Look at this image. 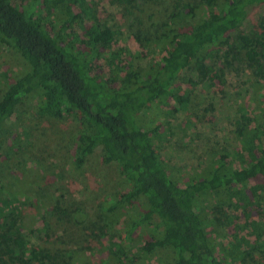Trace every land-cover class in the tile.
<instances>
[{
	"label": "trees",
	"instance_id": "obj_1",
	"mask_svg": "<svg viewBox=\"0 0 264 264\" xmlns=\"http://www.w3.org/2000/svg\"><path fill=\"white\" fill-rule=\"evenodd\" d=\"M16 1L0 0V45L19 53L27 69L14 74L0 95V130L21 98L37 91L39 118L75 117L77 128L67 149L71 168L78 171L94 154L102 163L116 166L125 188L107 197L102 208L107 216L119 218L121 209L138 205L126 232L130 236L138 228L148 229L150 235L142 244L147 251H170L172 264H244V256L255 254L264 260L262 109L250 117L240 151L231 160L222 154L207 166L204 178L189 177L183 183L159 159L156 137L161 125L142 124V114L153 106L186 108L195 83L186 75L195 68H206V85L222 84L225 73L239 67L264 77V16L252 34L235 35L250 8L264 5V0H110L128 16L129 37L141 42L142 50L150 45L137 29L143 24L137 16L147 17L146 25L161 43L159 57L149 67L134 64L137 54L116 46L121 32L97 20L94 0H32L27 5ZM241 48L245 60L239 55ZM178 81L187 85L185 90ZM4 171L1 167L0 264H72V250L53 246L49 235L39 242L20 213L24 193L31 192L28 197L50 205L51 217L61 220L66 208L44 196L43 185L28 180L31 176L9 178ZM202 188L215 197L220 211L246 212H241L244 223L235 224L237 231L231 236L223 231L231 224L230 215L219 212L223 220L219 215L201 216ZM245 204L256 210V221ZM244 229L252 240L240 235ZM106 250L118 257L124 248Z\"/></svg>",
	"mask_w": 264,
	"mask_h": 264
},
{
	"label": "rangeland",
	"instance_id": "obj_2",
	"mask_svg": "<svg viewBox=\"0 0 264 264\" xmlns=\"http://www.w3.org/2000/svg\"><path fill=\"white\" fill-rule=\"evenodd\" d=\"M31 1L17 0L16 3L27 5ZM94 4L97 20L120 30L116 46L137 54L133 58L134 64L149 67L158 59L161 43L153 29L146 25L147 17L141 16L142 13L137 16L143 21L137 29L145 34V44L150 45V48L142 50L141 42L129 37L128 16L123 14L121 7L110 0H94ZM263 16L264 5L252 6L235 35L252 34L253 28L261 26L260 18ZM239 55L245 60L244 49L239 50ZM219 62L220 59H217L215 64L218 66ZM24 69H27L24 58L0 45V95L12 76ZM99 70L97 67L96 71ZM208 75L206 68L187 72V79L193 78L195 83L189 90L188 103L183 110L172 111L171 104H161L159 109L153 106L142 114V124L145 126L161 125L156 137L159 159L169 174L180 183L189 177L204 178L207 166L222 154L231 160L240 151L250 117L259 109H262L264 123V77L259 78L239 67L236 71H227L222 84L206 85ZM177 83L181 90H185L186 84ZM37 97V91L24 95L13 115L1 128L0 168L3 167L4 174L9 178H19L22 173L31 176L28 180L34 179L42 184L43 195L58 200L60 206L66 208L67 215L61 220L51 217L50 205L28 197L32 196L28 195L32 192L24 193L27 197L20 205L23 224L34 231L39 242H45V235H49V239H54L53 246L72 250V264H172L170 251H147L142 245L150 235L148 229L138 228L130 236L126 232L130 219L139 211L138 205L121 209L117 213L119 218L104 213L103 201L125 188L116 166L102 163L100 155L94 154L78 171L71 168L67 149L71 136L76 132L75 117L39 118L35 110ZM5 167L10 169L6 171ZM7 176L2 178L5 184ZM252 185L250 181L245 189L248 196ZM28 188L35 191L33 185ZM198 205L202 217L205 214L206 218L208 214L219 215L223 220L219 212L230 215L231 224L223 229L227 237L237 231L235 224L244 223L242 213L246 212L240 208L220 211L215 197L206 189H201ZM245 209L250 210V219H258L252 205L245 204ZM216 228L221 230V226L217 225ZM213 235L215 233H210V237ZM240 235L253 239L246 229ZM57 238L64 242H56ZM116 245L123 247L124 251L116 253L118 257H111L106 249L116 248ZM230 255L238 260L234 253ZM250 258L244 256V264H264L259 254H255L253 260Z\"/></svg>",
	"mask_w": 264,
	"mask_h": 264
}]
</instances>
